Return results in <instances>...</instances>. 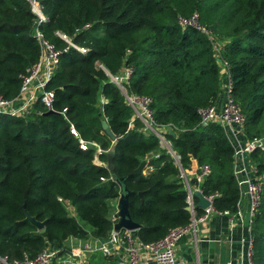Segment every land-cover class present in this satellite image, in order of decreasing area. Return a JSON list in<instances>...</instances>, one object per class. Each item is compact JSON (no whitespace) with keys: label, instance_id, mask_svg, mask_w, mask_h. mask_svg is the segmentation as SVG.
Segmentation results:
<instances>
[{"label":"trees","instance_id":"trees-1","mask_svg":"<svg viewBox=\"0 0 264 264\" xmlns=\"http://www.w3.org/2000/svg\"><path fill=\"white\" fill-rule=\"evenodd\" d=\"M34 2L42 20L27 0H0L1 100L16 98L22 77L36 64L35 32L58 52L43 88L52 93L51 113L45 115L38 100L22 116L0 113V259L10 264L46 249L64 253L69 237L107 239L118 198L111 175L124 180L129 218L140 226L132 235L140 243L190 223L180 175L192 164L195 174L201 166L209 172L188 185L211 197L214 211L234 214L239 191L233 149L217 122L199 123L197 110L213 105L224 64L245 137L264 136V0ZM193 13L220 44L218 54L204 34L178 25V17ZM58 35L86 52L78 53ZM123 69H129L122 84L126 95L148 98L153 127L172 132L163 136L173 156L140 120L133 119L129 127L132 110L108 77ZM102 121L116 138L112 174L106 168L112 143ZM80 141L96 148L81 150ZM151 153L157 156L134 175ZM250 158L255 175L261 176L250 225V261L264 264V151ZM24 211L43 223L42 230L24 220ZM194 212L195 217L202 213Z\"/></svg>","mask_w":264,"mask_h":264},{"label":"built area","instance_id":"built-area-1","mask_svg":"<svg viewBox=\"0 0 264 264\" xmlns=\"http://www.w3.org/2000/svg\"><path fill=\"white\" fill-rule=\"evenodd\" d=\"M30 4L31 11L34 13L39 20H42L41 15L38 14L39 10L37 4L34 0H27ZM34 9V10H33ZM177 23L180 27H191L200 33L204 34L211 42L213 50L218 54L219 43L212 40V34L209 30L204 28L198 23L197 14L193 13L188 18L178 17ZM84 26L83 28H86ZM69 47H72L80 54L86 52L83 47L74 46L70 40L63 35H58ZM35 38L39 47V57L34 66L27 72V74L22 77L21 85L18 91V95L12 101H5L0 99V113L7 114L12 117H19L26 114L30 106L35 102L43 106L45 111H52V93L50 91H44V85L50 77L52 69L54 68L58 56V52L54 50L51 44L42 39L38 32H35ZM221 69H223V84L222 88L224 91L223 103L219 111H216L214 106H209L206 108H200L197 110V116L199 118V123L206 125L207 123L217 122L222 129L226 127H237L242 130V125L244 122V117L242 116L238 105L233 101L230 96V80L227 74L226 67L221 64ZM129 75V69H123L121 74L116 76H109V80L116 85L119 89L121 95L124 98L126 106L132 110V119L129 121V127H131V122L133 119H138L144 126V130L151 132L159 142V145L164 147L168 153L170 149L169 143L164 139V136L160 129L153 127L150 112L148 110L149 99L146 97H138L135 95H126L122 84L127 81ZM29 92V93H28ZM14 101L18 102V105H13ZM65 109L61 111L63 115ZM70 134L73 137H77L75 131L70 127ZM88 147L96 148V145L92 142L84 143L79 142V148L85 150ZM171 151V150H170ZM264 151V136L253 138L248 140L247 143L235 151H233L234 161L242 156L250 157L254 152ZM172 153V152H171ZM173 156V154H171ZM198 173L194 174V178L197 182H200L207 174L208 168L206 166H201L197 168ZM252 175L255 176V167L251 170ZM182 175V174H181ZM103 181L102 179H100ZM243 186L244 193L248 198V223L249 228L251 225V220L256 212V209L260 201L261 184L260 181H254L252 179L246 178L238 183ZM237 184V185H238ZM185 188L187 192L186 202L187 205L192 206L191 202V191H195L197 188H192V190L185 183ZM211 203V197H204ZM205 214L208 212H213L218 215L226 216L229 218V222H233L234 214H229L226 211L216 212L212 207L207 208L203 211ZM192 223L195 222L193 212L190 213ZM112 226L116 222L115 217L111 219ZM191 223L187 226L174 228L169 230L160 239L149 242L140 243L132 235L133 232L110 231L107 241L102 244L92 243L93 245H85L82 248H75L68 250L64 253H57L56 251L43 250L37 254L34 258L24 257L21 260H14L10 264H179L174 256V248L178 240L189 233L191 230ZM250 231V230H249ZM95 241V240H92ZM249 250L248 258L246 264H252L250 261V247L251 238L248 240ZM118 252V260L111 261H87L83 259L84 255L99 253L102 256H109ZM1 264H8L4 259H0Z\"/></svg>","mask_w":264,"mask_h":264},{"label":"crops","instance_id":"crops-1","mask_svg":"<svg viewBox=\"0 0 264 264\" xmlns=\"http://www.w3.org/2000/svg\"><path fill=\"white\" fill-rule=\"evenodd\" d=\"M121 72H123V70H121L119 74H121ZM223 77V69L220 68L219 91L213 103L216 111L220 110L223 103ZM13 105L17 106L18 102L14 101ZM168 130L169 129L161 128L159 132L164 134ZM141 131L144 130L142 129ZM223 131L233 151L242 148L248 141L243 131L237 127H226L223 128ZM156 156L157 153H151L145 157L144 162L151 158H155ZM253 167H255V163L248 156H242L235 160L233 175L237 184L246 178L254 181L261 180V176L252 175L251 170ZM194 174L195 166L192 164L188 171L180 175L183 179L184 185L185 183L188 185V181L194 177ZM188 187L192 190V186L188 185ZM238 191L239 196L236 204V212L233 216V222H229L228 217L213 212L205 214L202 211L200 215L196 217L194 216L195 222H190L191 231L182 236L174 248V256L179 264H246L249 250L248 240L250 237L248 223L249 207L248 198L244 193L242 185L238 184ZM191 202L192 205L196 203L192 198ZM115 205L116 202H113L112 211L110 212L109 217L110 221L115 217ZM65 206L68 210L69 206L67 203H65ZM69 209L71 211L70 215H72V209L70 207ZM194 214L195 212H193V215ZM106 241V239L95 240L89 241V243L86 244L88 241L69 237L64 240L63 247L68 251L75 248H82L89 244L92 246V243L102 244ZM96 257L99 258V260L104 261H117L118 252L109 256H102L99 253H87L84 255L83 259L92 261Z\"/></svg>","mask_w":264,"mask_h":264},{"label":"water","instance_id":"water-1","mask_svg":"<svg viewBox=\"0 0 264 264\" xmlns=\"http://www.w3.org/2000/svg\"><path fill=\"white\" fill-rule=\"evenodd\" d=\"M38 14L40 15L39 12H38ZM49 113H51V112L47 111L45 113V115H47ZM202 126H204V124H202ZM101 128L104 131V134L106 135V137L112 143L111 147L109 148V150L107 152V161H106V168L109 171V173L112 174V167H111V163H110V158H111L112 152L114 150L116 138L110 132V130L107 128L105 122H103V121L101 122ZM168 134L172 135V132L170 130H168ZM168 151L170 152V154H172L170 149H168ZM144 163H145L144 161L139 163L137 168L133 171L134 175L140 174L141 169L144 166ZM111 179L114 180L118 186V198L116 200V205H115V210H116L115 220H116V222L113 224L112 230H113V232H119V231L136 232L140 226L135 224L134 222H132L129 218V215L127 212V197H128L129 192L126 190V188L124 186V180L123 179L116 180L113 177V175H111ZM25 196H26V192H24V194H23V197H25ZM190 196L192 199H194L196 201V203L192 206L187 205L185 207V210L188 213H192L195 210L204 211L205 209L211 207L210 201L207 200L206 198H204V196H202L199 191H197V190L191 191ZM24 216H25L24 217L25 221L29 222L38 231L42 230L43 223L36 222L33 218L29 217L25 211H24ZM79 229H80V227H79ZM83 233L85 234V232H83Z\"/></svg>","mask_w":264,"mask_h":264},{"label":"rangeland","instance_id":"rangeland-1","mask_svg":"<svg viewBox=\"0 0 264 264\" xmlns=\"http://www.w3.org/2000/svg\"><path fill=\"white\" fill-rule=\"evenodd\" d=\"M33 10H34V9H33ZM262 120L264 121V116H263ZM261 135H264V134L262 133ZM68 210H69V212H71L70 209H69V207H68ZM72 215H73V214H72ZM72 215H71V216H72ZM85 241H88V242L86 243V244H88L89 241H92V239H88V240H85ZM93 260H94V261H96V260H98V261H104V260H99V258H97V257H96L95 259H93ZM93 260H92V261H93Z\"/></svg>","mask_w":264,"mask_h":264}]
</instances>
